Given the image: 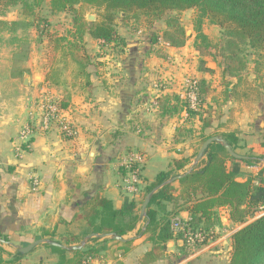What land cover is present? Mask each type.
Instances as JSON below:
<instances>
[{"label":"crops","instance_id":"1","mask_svg":"<svg viewBox=\"0 0 264 264\" xmlns=\"http://www.w3.org/2000/svg\"><path fill=\"white\" fill-rule=\"evenodd\" d=\"M126 41L125 46L108 49L88 35L86 42L94 44L93 47L102 46L105 52L96 59L91 58L83 68L84 73L80 67L67 73L64 68L51 66L43 76L40 73L41 79H37L38 73L31 66L18 67L14 72L12 54L0 52V239L7 241L0 242V247L6 251L2 254L5 260L16 255L17 246H26L40 238L66 246L81 244L93 233L85 219H76L88 203L105 198L119 209L125 200L135 198L139 201L145 196L147 189L156 183L157 174L174 169L177 160H188L177 173L192 169L202 145V133L220 135L226 140L232 133L236 152L248 150L253 155L264 156V74L260 78L254 69L240 75H224L223 63L221 73L211 63L207 65L210 71L198 69L197 78L211 83L207 101L213 120L202 130L200 119L185 121V112L164 115L154 104L159 93L152 92L150 81L156 78L157 72H164L165 78L171 74L174 77L173 83L170 81L160 95L182 91L185 81L177 76L180 72L165 70V58L150 52L149 45L142 47L139 44V47L128 39ZM161 64L164 67L157 71ZM49 74L54 77L48 78ZM218 77L226 82L216 84ZM39 86L61 103H68L66 109L77 129L76 137L65 138L57 130H37L30 147L21 145L19 132L35 112ZM198 143L201 144L199 148ZM130 152H140L146 157L137 194L124 189L126 174L121 173L123 161ZM245 154L249 153L242 155ZM263 162L264 157L258 167L256 163L228 159L227 166L230 170L239 169L237 180L244 181L249 175H256L263 168ZM33 176L40 179L37 190L32 188ZM175 185L178 189L174 194L177 195L179 185ZM167 210L185 221L190 219V212L178 211L174 202L168 203ZM219 216V222L213 228L215 234L220 235L226 226H238L231 220L227 207L219 209ZM146 223L145 217H140L136 227L123 236L134 240L128 244V251L122 241L112 237L102 238L98 234L94 236L98 239L87 238L82 248L106 245L101 255L89 264L229 262L231 236L237 228L226 235L212 236L192 254L185 249L178 233H174L163 255L144 263L146 253L154 248L146 235L140 233ZM48 245L41 243L31 250L32 254H39L38 261L32 264L59 262V254ZM28 256L24 254L20 264H29ZM66 256L72 257L73 252L68 249Z\"/></svg>","mask_w":264,"mask_h":264},{"label":"trees","instance_id":"2","mask_svg":"<svg viewBox=\"0 0 264 264\" xmlns=\"http://www.w3.org/2000/svg\"><path fill=\"white\" fill-rule=\"evenodd\" d=\"M8 1L13 4L22 2L29 6L28 0ZM81 2L103 7L105 15L100 23L81 24L80 41H82L83 33L87 32L102 45H126V39L119 34L114 23L116 12L127 14L140 11L148 17H153L152 20H154L162 18L168 10L181 11L195 8L200 16L208 18L211 23L223 28V43L218 53L223 60L224 75H240L247 70L243 50L246 46L257 50L264 57V0H52V5L55 10L64 11ZM167 26L163 37L154 36L151 43L155 44L164 38L170 46H183L185 30L178 23L177 17L169 18ZM196 31L195 48L201 49L202 45L199 43L201 39L205 49H209L210 40L203 33L200 23L197 24ZM78 43H74L71 56L84 73L83 68L90 61L83 53H79L80 44ZM199 69L211 70L207 67ZM86 83H90L89 78L86 79ZM210 86V81L204 78L198 79L196 107L192 106L189 98H183L179 93H164L156 97L158 108L162 114L170 116L185 112V121L198 118L202 122L201 129L204 130L211 125L213 120L211 105L207 101ZM67 104L63 101L61 106L66 108ZM233 136L230 133L226 138L236 151L237 145L233 144L231 139ZM209 137L211 136L202 133L200 143L202 144ZM205 155L206 158L196 164L189 173L178 181L165 185L153 195L146 209L145 219L149 223L140 232L154 244V248L146 253L144 263L160 258L167 248V242L174 238L175 234L170 227L171 219L178 216L167 210L168 203L174 202L178 211L188 210L190 212V219L187 222L192 228L206 233L218 224L219 209L227 207L233 223L242 226L231 236L232 250L228 264H264V214L244 225L250 218L255 217L256 213L264 212V167L256 175H249L246 180L240 181L237 180L240 170L235 168L230 170L227 166L228 159L238 163L255 164L264 156L245 154L246 158L236 159L223 145L216 142L209 146ZM187 161L186 158L177 160L174 169L159 172L156 176V183L147 189V193L156 185L179 174L178 170L183 169ZM121 173L122 175L127 173L125 167H121ZM142 177L140 175L141 179ZM175 183L179 185L177 195L174 194L178 189ZM144 197L139 201L135 198L127 199L119 209H115L112 203L105 198H96L82 209V213L76 215V219H85L93 233H115L123 237L136 227L140 219L138 207L142 204ZM178 237L182 238L181 232H178ZM109 240L111 239L105 241ZM132 242L134 240L122 242L125 251L129 250L128 244ZM48 246L59 254L57 264H89L106 249V245L100 248L85 247L71 250L73 256L67 257L68 249ZM3 253L6 251L0 247V264H20L19 261L24 256L17 251L13 258L5 260L2 257Z\"/></svg>","mask_w":264,"mask_h":264},{"label":"rangeland","instance_id":"3","mask_svg":"<svg viewBox=\"0 0 264 264\" xmlns=\"http://www.w3.org/2000/svg\"><path fill=\"white\" fill-rule=\"evenodd\" d=\"M28 5L22 2L13 4L8 0L0 1V52L12 54L14 72L18 67L31 66L33 71L38 73L37 79H41L40 73L43 76L51 66L56 69L64 68L67 73L74 72L80 66L73 61L71 51L74 49V43L78 42L80 44L79 53H83L89 60L91 58L96 59L105 52L102 46L93 47L94 44L86 42L89 35L87 32L83 33L82 41H80L81 24L87 23L89 25L102 22L105 15L103 7H95L87 2H81L64 11H57L52 5V0H28ZM173 16L177 17L178 23L185 30L184 45L180 47L170 46L164 38L152 44V37H163L164 31L168 28L167 21ZM152 19L153 17H148L140 11H132L127 14L116 12L114 23L119 34L128 39V42L136 43L138 46L140 44L142 47L149 45L150 52L165 58L166 66L164 67L161 64L157 71H161L164 67L165 70H171L172 73H175L174 70L176 69L177 73L180 72L177 76L185 81L182 85L190 78L198 79L196 71L199 68L207 67L209 63L215 65L217 67L216 71L221 73L223 60L218 53V49L223 43L222 27L211 23L208 18L200 16L199 11L195 8L181 11L168 10L162 18ZM198 23L201 24L203 33L210 40L211 46L209 49H205L201 39H199V43L202 45L201 49L198 50L194 46ZM106 46L111 49L115 48L116 45ZM243 50L247 61L246 71L250 72V70L256 69L257 76L261 78L264 74V57L251 47L246 46ZM163 74L164 72H157L156 78L150 81L151 90L156 94L161 91L159 88H164L174 79L173 74L170 76L172 79L168 76L167 78L163 77ZM30 75L33 76V73L30 72ZM47 77L53 78L54 76L49 74ZM181 80L178 81L181 82ZM215 80L216 84L226 82L225 79L219 80V77ZM255 81L257 82L258 79ZM158 83H160V87L156 88L155 85ZM184 88L185 86L182 91ZM44 90L42 86H39L38 92H40V95ZM200 145L198 143L197 148ZM239 152L251 154L248 150H239ZM259 162H256L258 167ZM262 164V167H264V162ZM263 214V211L256 213V216L250 218L244 225ZM241 227L239 225L237 227L226 226V229H223L220 235L214 232L212 236L226 235ZM32 251L27 253L29 255L27 263L29 264L37 262L39 259V254H32Z\"/></svg>","mask_w":264,"mask_h":264},{"label":"built area","instance_id":"4","mask_svg":"<svg viewBox=\"0 0 264 264\" xmlns=\"http://www.w3.org/2000/svg\"><path fill=\"white\" fill-rule=\"evenodd\" d=\"M155 87L159 88L160 83L155 85ZM197 87L198 79L190 78L185 83L183 91L179 93L183 98H189L193 107H196L197 104ZM159 89L162 91L163 88ZM161 91H159L158 95H160ZM156 97L154 101H156ZM154 104L157 106V102H154ZM35 112L31 120L19 132L18 138L22 146L30 147L31 139L37 130L43 132L57 130L65 138L76 137L77 129L70 117L69 111L63 108L61 103L48 90H44L41 95H38ZM145 162L146 157L143 153L130 152L126 155L123 166L127 170L124 179V189L127 192L131 194H137L139 192L140 175H142L141 172ZM31 184L33 190H37L40 186V179L37 176H33L31 178ZM170 227L174 233H182L183 245L191 254L207 244L213 238L212 234L214 233L213 229L207 233L194 229L187 221L179 217H173L171 219Z\"/></svg>","mask_w":264,"mask_h":264},{"label":"water","instance_id":"5","mask_svg":"<svg viewBox=\"0 0 264 264\" xmlns=\"http://www.w3.org/2000/svg\"><path fill=\"white\" fill-rule=\"evenodd\" d=\"M220 143L221 145H223L225 147V149L228 151V153L233 157V158H236V159H244L246 158L247 156L245 155H242L236 151L233 150V148L231 147V145L228 143V141L220 136V135H215V136H211L209 138H207L201 145L196 157H195V160H194V164H198L202 158L205 156L206 154V151L207 149L209 148V146L212 144V143ZM192 169H189L188 171H185L184 173H179L177 175H174L172 176L171 178H169L168 180H166L165 182L159 184V185H156L153 189H151L144 197V200L142 202V205H141V209H140V217H146V209H147V206L149 205L153 195L155 193H157L162 187H164L165 185L167 184H171V183H174L175 181H178L179 179H181L183 176H185L187 173H189ZM149 221H147L146 225H145V228L146 226L148 225ZM94 236H98V234L96 233H92L90 234L87 238H91V237H94ZM100 237L104 238V237H112L113 239L115 240H118V241H122V242H125L127 240V238L125 237H122V236H118L116 235L115 233H106V234H99ZM86 238V239H87ZM86 239H84L81 244L79 245H72V246H66L64 244H61L59 242H56V241H53L51 239H48V238H40V239H36L35 241L29 243L28 245L26 246H17V249L20 253L22 254H27L29 253L34 247H36L37 245L41 244V243H47L49 245H52V246H57V247H60V248H64V249H69V250H77V249H81L85 243H86ZM0 242L1 243H7V241L3 240V239H0Z\"/></svg>","mask_w":264,"mask_h":264}]
</instances>
